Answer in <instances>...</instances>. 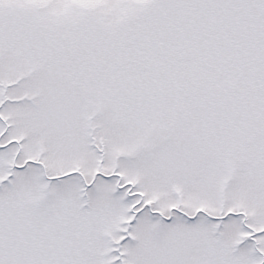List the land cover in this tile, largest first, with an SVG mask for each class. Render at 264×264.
Returning a JSON list of instances; mask_svg holds the SVG:
<instances>
[{"label":"snow or ice","instance_id":"snow-or-ice-1","mask_svg":"<svg viewBox=\"0 0 264 264\" xmlns=\"http://www.w3.org/2000/svg\"><path fill=\"white\" fill-rule=\"evenodd\" d=\"M0 264H264V0H0Z\"/></svg>","mask_w":264,"mask_h":264}]
</instances>
